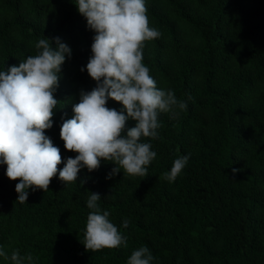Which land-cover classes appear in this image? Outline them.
<instances>
[{"label": "trees", "instance_id": "trees-1", "mask_svg": "<svg viewBox=\"0 0 264 264\" xmlns=\"http://www.w3.org/2000/svg\"><path fill=\"white\" fill-rule=\"evenodd\" d=\"M75 2L0 0V71L36 55L41 38L59 37L72 50L58 73L53 126L45 130L61 152L58 170L78 154L65 149L61 125L73 117L80 90L96 86L85 67L95 33ZM145 6L161 36L145 41L142 62L158 87L187 102L186 110L176 118L161 113L159 138H143L157 153L145 178L120 170L106 179L115 165L101 160L66 186L57 173L47 192L28 189L20 203L19 181L0 164V249L9 256L19 250L31 253L33 264H126L146 246L152 264H264V0H145ZM106 106L121 109L112 99ZM135 123L127 120L126 128ZM182 155L190 158L176 181L160 179ZM91 192L101 194L98 204L127 246L85 250ZM0 264L12 261L0 257Z\"/></svg>", "mask_w": 264, "mask_h": 264}, {"label": "clouds", "instance_id": "clouds-1", "mask_svg": "<svg viewBox=\"0 0 264 264\" xmlns=\"http://www.w3.org/2000/svg\"><path fill=\"white\" fill-rule=\"evenodd\" d=\"M75 4L95 33L85 67L96 86L80 90L79 102L72 105L73 117L61 125L65 149L78 153L68 157L62 169L57 167L62 162L60 149L45 130L53 126V110L60 102L54 96L58 73L66 57H71V48L59 37L41 38L34 43L36 55L0 71V164L7 165L5 174L10 180L19 181L15 191L20 203L28 200V189L47 192L57 173L66 186L77 182L81 169L97 170L101 160L115 165L106 179L120 170L124 176L145 178L157 153L143 138H159L161 113L176 118L187 108V102L178 100L172 89L157 86L142 62L145 41L161 36L149 26L145 0H76ZM108 99L119 102L121 109L108 108ZM129 119L136 123L126 128ZM189 158H176L160 179L175 182ZM100 199V193L91 192L86 200L91 211L81 241L85 250L127 246V237L109 220L110 213L101 210ZM0 257L12 264H33L32 254L21 255L19 250L9 256L0 249ZM153 260L149 248L141 246L132 251L126 264H152Z\"/></svg>", "mask_w": 264, "mask_h": 264}]
</instances>
